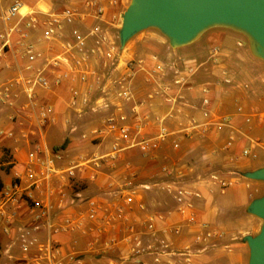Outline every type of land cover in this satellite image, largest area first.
Returning <instances> with one entry per match:
<instances>
[{
	"label": "built area",
	"instance_id": "obj_1",
	"mask_svg": "<svg viewBox=\"0 0 264 264\" xmlns=\"http://www.w3.org/2000/svg\"><path fill=\"white\" fill-rule=\"evenodd\" d=\"M8 1L9 4L1 16L5 33L0 37L5 41L0 47V70L3 69L7 47H12L14 40H17L19 52L26 59V63L18 66L14 76L3 80L0 103L23 111L24 117L30 121L32 127L22 130L20 135H17L15 130L7 131L1 128L0 136L15 141L30 140L31 137L38 136L42 142H36L30 147L26 159L19 162V167L15 161L13 162L15 168L12 182L8 186L0 185V230L6 234L10 233L22 205H27L30 211V224L18 228L20 248L28 257L25 264H80L81 261L76 254L63 253L57 239L60 232L74 229L75 225L70 219L65 220L63 224L57 223L55 217L56 201L64 196V187L76 177V170L80 165L67 167L59 165L60 155L44 141L43 130L56 121V111L53 104L42 101L41 91L52 93L66 82L72 81L77 74L80 75L82 82H86L88 79V72L84 68L86 62L90 54L98 55L104 61V68H114L115 71H120V76L115 80L109 77L112 89L104 91L105 96L96 99L93 110L112 109L111 104L114 102L110 101L109 95L114 90L115 98L119 99L115 104V111L122 112L121 102L130 103L133 97L131 85L135 75L134 63L122 62L113 48L110 50L104 48L107 40L102 22H105L106 9L102 5H97L95 1L64 0L60 10L54 12L30 11L25 0ZM80 2L94 6L93 16L101 23H96L86 34L73 29L66 35L68 27L87 17L80 10L78 5ZM41 14L44 17H40ZM39 30L41 31L39 40L49 44L47 47H39L32 42L33 31ZM89 42L94 44L92 49H89ZM55 45L57 47H54ZM184 66L186 75L179 68L176 70L175 83L178 88L187 85L188 78L197 72L196 61L185 62ZM161 67L159 66L158 70H161ZM168 90L167 87L164 92L167 93ZM156 93L160 94L159 91ZM77 98V90L72 89V105L77 104ZM165 101L171 106L177 104L176 99L165 97ZM88 102V99H83L84 105H88ZM211 105L210 98H203L205 116H209ZM115 111L104 119L101 128L92 131L98 139L110 135L114 137L108 151L93 158L92 162L97 166L107 163L116 168L117 164L124 160V153L134 147L138 149L142 158L155 161L165 146H170L173 152H179L184 141L208 138L214 126L231 129L230 135L221 147L223 152H231L236 144L238 131L232 127L231 119L227 115L213 114L206 121L193 118L185 126L171 128L167 121L173 117L174 109H170L164 117L155 120L144 115L140 106L131 107L130 120L124 114L116 115L118 113ZM259 119L264 129V116H259ZM251 121V117L246 119L248 124ZM250 140L256 145L264 143L259 139ZM242 155L256 157L251 148L243 149ZM181 162L180 159L165 161L160 166L156 181L149 184L129 182L122 189L124 203L117 206L111 219L126 216L127 211L138 201L139 189L151 190L152 186H155L172 198L175 203L174 211L181 220V223L171 225L167 223L166 215L154 214L150 215L144 231H138L137 227L130 225L123 239L128 250V257L125 260L138 264H174L176 261L196 264V258L217 248L224 241L226 236L224 231L201 221L197 202L203 198L202 193L197 187V181L193 183L185 181L187 174L182 169ZM125 167L134 178L138 176V171L131 162H126ZM207 179L222 191L239 182V177H223L215 171L209 172ZM138 205L145 209L141 201ZM102 208L98 200L91 199L87 217L96 218ZM183 223L188 228L191 240L179 246L177 239L184 233ZM36 232H43L44 238L34 235ZM118 244L117 239L107 242L109 250H115ZM108 264L116 263L111 261Z\"/></svg>",
	"mask_w": 264,
	"mask_h": 264
},
{
	"label": "crops",
	"instance_id": "obj_2",
	"mask_svg": "<svg viewBox=\"0 0 264 264\" xmlns=\"http://www.w3.org/2000/svg\"><path fill=\"white\" fill-rule=\"evenodd\" d=\"M58 0H25L26 6L30 11L47 10L50 12L58 11L63 5L58 6ZM109 1V8L106 6L105 21H108L113 12L119 8L124 7L126 0H106ZM123 4V5H122ZM44 17V15H39ZM89 23H101L96 18H83L77 21L73 26L68 27L72 29H84ZM104 22H102L103 24ZM40 30L33 31V40L35 44L42 43L40 38ZM211 37V36H210ZM165 39H167L165 37ZM201 39V38H200ZM199 40L193 42L190 45L180 48H172L169 40H147V45H154L156 54L165 53L171 58L179 60V70L185 72L184 63L188 61L197 62L198 78L200 75H207L208 79L200 81L196 86L191 87L185 85L183 88H178L177 92L182 93L183 98H194V106L184 107L185 100H177V104L174 106L169 105L163 93L153 98L148 105L149 110L155 113L169 112L170 109H174L173 117L167 121L171 128H179L188 124L191 119H197L199 121H206L213 114L227 115L231 119V125L235 128L236 132V144L231 152H228L224 157L223 169L231 168L237 165L236 159L231 157V154L236 151V147L240 144L243 146L250 139H256L259 135L264 134L259 116H264V88L258 85V76L254 71L246 67L244 61L237 56L230 55L223 52L221 47L222 37L214 38V43L204 49L193 60L185 59L178 49L185 48L198 43ZM39 41V42H38ZM250 53L255 57L251 51L249 40H247ZM43 44V48L49 44ZM242 46V42L238 43ZM54 47H57L56 45ZM16 50L14 53L8 52L5 55L3 61V69L0 70V89L3 80L8 77H12L16 74L18 66L24 65L26 59L23 55H19L20 47L16 44ZM14 48V49H15ZM59 49V47L57 48ZM216 50V52L214 51ZM152 56H156L151 54ZM150 55V56H151ZM149 57V56H147ZM256 58V57H255ZM258 59V58H257ZM260 60V59H259ZM152 59L147 58V67L151 64ZM264 66V61L260 60ZM103 60L98 55L93 56L86 62V68L88 72V79L86 82L80 80V75H76L72 81L66 82L61 88L55 90L52 93H46L41 91L42 101L53 104L56 111V121L43 130L44 141L50 146L59 145L64 143L66 146L62 152H59L61 159L58 164L67 167L72 165H80V168L76 170V177L67 183L64 187V196L58 198L56 201L55 217L56 222L63 224L65 220L70 219V222L75 225L74 229L69 231H62L57 235V239L61 245L63 253L76 254L81 263L80 264H108L114 261L116 264H138L133 261H127L128 250L126 244L123 242L126 236L127 228L130 225L137 227L138 231H144L146 222L150 215L164 214L166 215L167 223L176 225L181 223L180 218L175 210V203L170 196L162 192L158 187L152 186L151 190L139 189V197L135 206L128 210L126 216L117 217L116 220L111 219L112 213L115 212L117 206L124 203V195L122 189L129 182L133 183H152L158 178V171L160 169L161 159L155 161L147 160V171H143L145 181H140V176L134 178L129 170L126 169L124 160L119 162L116 168H113L107 163L97 166L92 162L95 156H98L110 148V144L113 143V135L106 137L107 140H111V143L107 145L106 149H101V145L98 148L92 149V151H98L94 156H89L84 153L74 154L78 150L77 140L75 133L78 129L77 124L87 118L88 110L90 109L89 102L92 97L102 98L105 96L104 91H110L112 89L111 78L109 74L105 72ZM81 67V69H83ZM119 74V73H118ZM72 89L77 90L78 98L77 104H73ZM165 89V88H163ZM206 90H208L206 92ZM110 93V92H109ZM208 97L212 100L209 116H205L203 112L205 109L202 106L203 98ZM88 99V105L83 104V99ZM119 100V99H117ZM128 105V104H126ZM95 103L91 107H94ZM193 107V108H192ZM239 108L241 111H239ZM92 109V108H91ZM102 111V110H100ZM219 113H217V112ZM90 114H94L89 111ZM116 113L118 110L115 111ZM248 117L252 118L250 124L246 122ZM105 118L99 119L98 124H103ZM130 120V119H128ZM100 124V125H101ZM31 123L24 117L23 111L16 107H10L6 104L0 103V129L15 130L17 135L21 134L24 129L31 128ZM93 129V128H92ZM91 129V130H92ZM90 132V131H89ZM85 133L84 141L87 139L100 140L92 131ZM231 133V129L226 127H213L211 129L210 136L205 140L184 141L179 153L172 151L170 146L164 147L162 150V158L166 161V153L170 150L175 156L171 159H180L182 162V169L186 172L187 176L193 175L200 167L204 174L214 171L217 164V154L215 150V144L225 142ZM47 135H49V143L47 142ZM105 139V141H106ZM248 140V141H247ZM36 142H42V139L37 137H31L30 140L9 139L0 136V150L6 148L8 150L9 161L0 163V185L8 186L12 182L14 166L13 162L19 167V162L26 159L27 152L30 147ZM238 143V144H237ZM240 143V144H239ZM223 144V143H222ZM170 148V149H169ZM168 149V150H165ZM106 150V151H105ZM101 151H104L101 153ZM166 151V152H165ZM199 151V152H197ZM256 157L258 155L264 157V153H260L256 150ZM165 152V154H163ZM194 152H197L199 156V165L197 167H188V164L183 162L184 158ZM255 152V150H254ZM5 153L0 151V157ZM255 154V153H254ZM131 151L124 153V158H130ZM240 155V154H239ZM144 159V158H143ZM146 160V159H144ZM5 167V169L3 168ZM264 167V161L258 164L249 163L248 166H243V173L255 171ZM222 169V170H223ZM225 170V169H224ZM148 172V173H147ZM240 174V173H239ZM226 177H231L232 173L224 174ZM186 176V177H187ZM204 175H202L203 177ZM142 177V179L144 178ZM203 179V178H202ZM204 181L199 180L196 184L200 189L203 198L197 202V210L201 221L207 223L222 222L229 229H225V232L230 235L228 237H238L243 233V236L249 235L251 232L242 230L238 221H233L234 216L243 215L251 217V222L258 223L257 218H254L248 213L247 209L249 204L256 198L264 195V182L255 181L245 178L239 175V182L234 186L222 191L217 185L211 184L206 177ZM235 189L237 197L235 200L228 199L225 195L229 190ZM221 193L222 196H219ZM91 199L98 200L103 208L99 211L96 218L89 219L87 217L88 204ZM169 200L173 204L171 209H165L163 204H169L162 201ZM142 202L145 209L139 207V202ZM22 209L18 214V218L15 224L12 225L10 233L6 234L3 230H0V264H25L28 257L24 254L20 248L18 241V228L26 227L30 224V211L27 205H22ZM172 212L171 214L169 212ZM183 235L177 239L179 246L191 240V235L188 234V228L184 226ZM215 227V226H214ZM225 233V234H226ZM34 235L44 238L43 232H36ZM227 237V239H228ZM226 238V236H225ZM111 239L119 240L118 246L115 250H109L107 242ZM239 243H236L238 245ZM244 245V244H243ZM246 248L241 244V251H245ZM204 256L196 258V264H204ZM174 264H178L176 261ZM183 264V263H181Z\"/></svg>",
	"mask_w": 264,
	"mask_h": 264
},
{
	"label": "rangeland",
	"instance_id": "obj_3",
	"mask_svg": "<svg viewBox=\"0 0 264 264\" xmlns=\"http://www.w3.org/2000/svg\"><path fill=\"white\" fill-rule=\"evenodd\" d=\"M91 1H95L97 5L104 6L105 9H106V6L108 8L111 6L109 5V1H106V0H91ZM56 2L58 6L61 5V0H58ZM130 2L131 0H126V3H124V7L122 9L119 8L118 10L114 11L110 19H108V21H105L102 24L103 31L105 33L106 40H107L106 44L104 45V48L106 50H110L111 48H113L115 50V54L121 58L122 62L132 61L135 67V75L133 77V82L131 85V91L133 95L132 100L130 103H127L128 105H126L124 101L121 102L123 106L122 112L116 115L124 114L125 116H127L128 119H131L132 117L131 107L140 106L142 113L144 115L149 116L152 120L164 117L167 114L166 111L160 114V113L152 112L148 108V105L150 104V101L153 98L152 96L159 95L156 93L157 91L163 93V95L160 93L163 96L162 98L163 100L165 97L171 98L173 100L175 99L180 100V102L181 100H185L184 107L194 106V102L196 99L192 97L184 99L182 96V93L177 92L178 89L176 88L177 85L175 81L177 79L176 70L181 67L179 64V60H176L175 58H171V56H168L165 53L156 54L157 52L154 49L155 46L147 45V40H167L165 39V36L159 30L155 28L144 30L140 32L139 34H137L135 37H133L125 45V47L121 46L120 39H119V32L122 26V15L128 8ZM8 4H9L8 0H0V36L5 33L4 25L1 23L2 22L1 16H2L3 11L6 10V7ZM78 5L80 7L81 12L85 16H87L86 17L87 19L88 18L93 19V14L95 10L94 6L87 5L83 2H80ZM94 25L95 23L94 24L89 23L87 26L84 27L83 30L80 29L79 32H81L82 34H86ZM72 30H73L72 28L67 29L66 35H69L72 32ZM220 37H222V39L220 40H222L221 47H222L223 52L228 53L233 56H237L240 60L242 59L244 61L243 64L246 67L252 69L255 75L258 76V81H257L258 85L264 88V66L261 64V61L259 59L253 57L252 54L250 53L248 42H247L248 38L244 34L235 32L233 30L225 29V28L212 29L208 31L206 34H204L198 43L185 47V48L178 49V51L180 54H182V56L185 59L193 60L195 59V57H197L199 53H201L204 49H206L208 46L214 43V40H216L214 38H220ZM4 41L5 40L0 37V47H2V45L4 44ZM239 42H242L243 45L239 46L238 45ZM16 44H17V40H14L13 46L7 47V51L14 53V51L16 50L15 48ZM39 47H43V44L39 43ZM89 47H90L89 49H92V47H94L93 42H89ZM151 54L156 55V56H152ZM19 55H20V52H19ZM93 56H94L93 54H90V58H92ZM147 58L152 59L151 64L148 67H147ZM159 66H162L161 70H158ZM104 69H105V72L109 74V77H112L113 80L117 79L120 76V71H115L114 68L107 67ZM198 74L199 73L188 78L189 81H187L186 84L193 87L199 84L200 81H205L208 79L206 74L205 75L202 74V76L200 75L199 78H198ZM195 79H196L197 84H195ZM167 87L169 88V90L167 93H165L163 88H167ZM114 93L115 92L113 90L111 95H109L110 101L114 102L111 104L112 109H110L109 111L93 110V107L91 106L93 103H95L97 96L91 98V101L89 102L90 109L88 110L89 114L87 115V118H85L82 122H79L77 124L78 129L75 133V138L77 140L76 142L78 144V147H77L78 150L75 151L74 154L84 153L85 155L89 156V158H91L92 156L95 155V153H98V151H92V149L98 148L100 147V145H101V149H106L107 148L106 146L111 143V140H107L106 138H101L100 140H92L88 138L87 141H84L83 138H85V135H84L85 133H88L89 131L90 132L94 131L95 129L102 127L101 123H100L101 125L98 124L99 119H101L102 121L103 118H107L110 114L114 113L115 106H116L115 104L119 102V100L115 98ZM89 111L93 112L94 114H90ZM256 139H259L262 142H264V134L259 135L258 138ZM47 142L49 143V135H47ZM66 143L67 142L65 141L64 143H59V145H56V146H50L48 144V147H50L56 153H59V152H62L65 149V147H67ZM222 143L224 144V142L215 144V146H217L215 147V150H216L218 162L216 164V168L214 169V171L223 177H224L223 173L227 174V172L230 174L234 173L233 175H231L233 177H239V175L243 174V171H242L243 166H248L249 163L258 164L264 161L263 155L260 156L258 155V153H257V157H254L253 155L251 156L242 155V151L245 148H251L253 154L254 153L256 154L257 152L256 150H258L260 153H264V143L261 145H256L251 140H249L248 142H246L244 146L239 143L240 145H238L236 149L234 150L236 151V153L233 152L231 154V157L236 159L237 165L231 168H224L225 169L224 170L222 167L223 166L222 161L224 157L227 156L228 153L222 151L221 149L223 145ZM165 150H168V149H165ZM0 151L5 153L4 156H6L4 158L0 157V163H2V161L7 163L10 158V156H8L9 155L8 150L4 148V149H1ZM128 151H131L132 155L130 158H127V159L124 158V162H131L132 165L138 171V177L140 176L139 180L142 182L145 181L147 177L146 176L144 177L143 171L145 172L147 171V167H146L147 160H144L142 158V156L140 155L136 147L131 148ZM102 152L104 151H101V153ZM165 152L163 154H165ZM197 152H194L184 158L183 162L188 164V167L200 166L199 161H198L199 156L197 155L198 154ZM175 153H179V152H175ZM166 154H167L166 161L173 160L171 158H173L175 155L171 153L170 150H168ZM159 159L162 160V162L160 163V165H162L165 162L162 158V154H160ZM3 168L5 169V167ZM197 172L198 173H196V175L193 174V175L187 176L185 181L187 183H193L196 181L198 182L199 180L204 181L205 180L204 177H206V179L208 178V174H204V172L202 171V168L199 167L197 169ZM202 175L204 176L202 177ZM142 177L144 178L142 179ZM234 191H235L234 188L229 190L225 196L230 200H235L237 197V194ZM217 194H219V196H222L221 193H217ZM162 201L169 203L167 205L165 203L163 204L165 209L172 208L173 204H171L169 200L162 199ZM254 218H257L258 223L255 224L251 222V217H246L241 214L238 215L237 217L234 216L233 221L234 222L238 221L239 222L238 225L242 230L250 231L251 233L249 235L255 236L260 232L263 221L256 216H254ZM224 223L215 221L214 223L212 224L209 223V224L225 232V229H229V228L225 226ZM228 236L230 235L226 233V238L221 244H219L217 248H214L203 255L206 259L205 260L206 262L204 264H248L249 247L247 243L243 242V238L245 237L243 236V233L239 234L238 237H234V236L228 237ZM236 243H239V244L236 245ZM241 244L242 246H244V248H246L244 252L240 250ZM178 264H181V263L178 262Z\"/></svg>",
	"mask_w": 264,
	"mask_h": 264
},
{
	"label": "water",
	"instance_id": "obj_4",
	"mask_svg": "<svg viewBox=\"0 0 264 264\" xmlns=\"http://www.w3.org/2000/svg\"><path fill=\"white\" fill-rule=\"evenodd\" d=\"M159 30L174 49L192 44L208 31L225 28L244 34L253 55L264 61V0H131L122 15V47L140 32ZM264 182V167L242 174ZM248 213L263 221L260 232L247 235L248 264H264V195L254 199Z\"/></svg>",
	"mask_w": 264,
	"mask_h": 264
}]
</instances>
